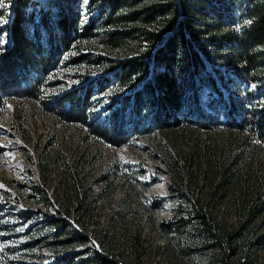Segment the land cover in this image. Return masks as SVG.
Wrapping results in <instances>:
<instances>
[{
    "label": "trees",
    "instance_id": "1",
    "mask_svg": "<svg viewBox=\"0 0 264 264\" xmlns=\"http://www.w3.org/2000/svg\"><path fill=\"white\" fill-rule=\"evenodd\" d=\"M8 100L46 117L5 181L36 210L0 206V264H264V0H0ZM149 138L165 197L119 156Z\"/></svg>",
    "mask_w": 264,
    "mask_h": 264
},
{
    "label": "rangeland",
    "instance_id": "2",
    "mask_svg": "<svg viewBox=\"0 0 264 264\" xmlns=\"http://www.w3.org/2000/svg\"><path fill=\"white\" fill-rule=\"evenodd\" d=\"M72 55V54H71ZM69 73V74H68ZM62 74L66 75L67 77H64L61 75H56V78H60L63 81L66 82L63 86H58L54 89V92L56 93L57 90L61 89L64 90L69 87L70 82H76V78L73 75V70H66L62 72ZM15 102V100H12ZM8 100L6 102V105L4 108L0 109V189H7L11 191L12 196L9 197V199H2L0 198V206L6 207L9 211L13 213H19L26 210L29 211H35V206L31 203L27 202L22 195L19 193H16V188H14L12 185H10V182H5L6 180H11L14 186H16L19 183H24L25 177H26V168L30 166V168H33L32 164H29L24 159V154L21 150V147L25 148L30 155L34 154L33 150V143L37 140H39L40 131L42 130L41 122H45L46 115L38 114L40 112L34 110L30 105H27L26 102L23 103L24 105H19L18 108L13 105V102ZM106 101H102V104H100V109L104 107ZM29 104V103H28ZM28 108H22L23 110L30 111L32 113L31 115H26L25 119L26 121L32 125H29L31 128V138H23L19 135L21 131V124L18 120L17 115L19 114V110L21 107ZM16 107V108H15ZM34 110V111H32ZM41 121V122H40ZM71 132V131H70ZM71 135L73 136V139L71 142L76 141L77 137L76 134H73L71 132ZM153 142L150 138L145 140H138L136 143H134L133 147H123L122 150H119V156L123 158L125 161L130 162L131 164H135L138 161V157L142 158V160L145 163L147 174L143 178L142 176H139L138 179H145L149 183L152 181L150 180V177L154 175V177H157L156 182L150 187L148 194L157 195L159 197H165L166 196V185L168 181L167 173L165 172L164 165L161 163L160 160H153V158L150 156L151 148L153 147ZM101 164V169L104 168L105 165H103V162ZM155 168H158L161 170L160 174H157L154 170ZM21 188V187H20ZM22 189V188H21ZM129 192L128 186H121L118 188L113 197H112V203H116L118 200L124 197L125 192ZM172 208V204H168L166 206L165 211L162 213L164 217H167L169 214V210ZM11 220H8L7 222L3 223H10ZM14 225V235L13 237L8 241L3 240L4 245H11V246H17L18 244H21L25 240V236H23L22 230L24 225H20L18 227L16 224ZM11 237V236H10ZM155 243H162V240L160 238H155ZM264 252L261 253L260 257H263ZM192 262L188 264H201L202 259L195 257L191 260ZM164 264V263H161ZM258 264V263H257Z\"/></svg>",
    "mask_w": 264,
    "mask_h": 264
}]
</instances>
